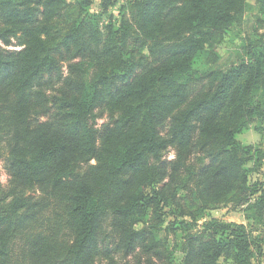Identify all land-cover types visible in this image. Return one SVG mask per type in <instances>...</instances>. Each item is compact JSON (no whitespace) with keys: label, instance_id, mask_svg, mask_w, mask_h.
Listing matches in <instances>:
<instances>
[{"label":"trees","instance_id":"16d2710c","mask_svg":"<svg viewBox=\"0 0 264 264\" xmlns=\"http://www.w3.org/2000/svg\"><path fill=\"white\" fill-rule=\"evenodd\" d=\"M124 2L101 24L91 0H0V264H256L246 225L199 222L264 218V150L237 138L264 124V0L246 58L205 72L249 0Z\"/></svg>","mask_w":264,"mask_h":264},{"label":"rangeland","instance_id":"374dc122","mask_svg":"<svg viewBox=\"0 0 264 264\" xmlns=\"http://www.w3.org/2000/svg\"><path fill=\"white\" fill-rule=\"evenodd\" d=\"M90 13L97 14L101 18V24H106L109 16L115 18H121L122 15L129 14V11H122V7L125 4L124 0H117L115 7L111 8L108 13H103L100 7V0H91ZM263 17L259 10L257 0H249V8L243 13L238 22L234 23L228 31V39L224 45L221 46L222 56L219 61L214 64H209L203 58H199L194 61L193 67L196 70L205 72L212 69H226L229 66L240 62L246 58V46L249 39H256L263 32L257 19ZM18 45L10 46L9 49H20ZM65 66V65H64ZM64 70L66 68L64 67ZM44 120V118H42ZM108 114H101L100 109H97L96 127L101 129L106 124L111 123ZM264 124L258 119H252L247 126L238 135V140L244 145L251 147L255 150H264ZM167 159L174 158V151L170 149L165 154ZM248 167L254 169L251 173L252 182H259L264 184V157L258 159L257 165L254 161L248 163ZM0 182L4 189L9 187V175L5 168V156L0 157ZM216 218L227 222L244 224L249 230H252L254 236H259L262 239V256H260L256 264H264V218L259 219L255 217V214L248 208V204L242 207H235L233 205L225 207H217L207 211L205 219L199 223L204 222L207 219ZM169 250L173 253V259L175 262H179L183 257V247L181 240H175L173 236L167 240Z\"/></svg>","mask_w":264,"mask_h":264}]
</instances>
